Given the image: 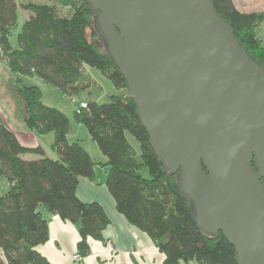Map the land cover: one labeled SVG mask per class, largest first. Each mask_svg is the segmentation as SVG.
<instances>
[{
  "label": "trees",
  "instance_id": "obj_1",
  "mask_svg": "<svg viewBox=\"0 0 264 264\" xmlns=\"http://www.w3.org/2000/svg\"><path fill=\"white\" fill-rule=\"evenodd\" d=\"M55 3L0 0V47L11 76L3 83L4 94L27 127L40 134L54 133L51 145L57 157L41 145L23 144L16 132L0 123V176L9 189L0 195V248L6 262L0 264H52L37 246L49 239L48 220L40 206L45 204L63 219L78 224V253L90 251L89 237L103 239L110 219L97 201H84L77 194L80 177L95 179L97 162L78 140L70 141L69 117L42 101L36 85L25 78L38 77L63 93L78 94L90 86L85 66L98 68L117 89L106 103L89 102L76 118L107 157L106 184L116 208L129 223L147 232L165 254L163 264H238L235 246L222 232L208 234L195 222L191 202L181 193L177 174L166 172L154 152L149 135L137 114L127 83L106 50L101 49L93 14L86 0H55ZM219 14L228 22L241 43L264 64V44L258 29L264 10L242 11L234 0H214ZM19 6L30 14L17 35ZM90 30V33L88 32ZM130 133L139 149L128 138ZM37 154L38 158H25ZM147 168L149 176L142 170Z\"/></svg>",
  "mask_w": 264,
  "mask_h": 264
},
{
  "label": "water",
  "instance_id": "obj_2",
  "mask_svg": "<svg viewBox=\"0 0 264 264\" xmlns=\"http://www.w3.org/2000/svg\"><path fill=\"white\" fill-rule=\"evenodd\" d=\"M197 227L264 264V64L214 0H86Z\"/></svg>",
  "mask_w": 264,
  "mask_h": 264
},
{
  "label": "crops",
  "instance_id": "obj_3",
  "mask_svg": "<svg viewBox=\"0 0 264 264\" xmlns=\"http://www.w3.org/2000/svg\"><path fill=\"white\" fill-rule=\"evenodd\" d=\"M2 55L0 47V75L6 68L9 72L4 79H0V123L13 129L23 144L41 145L48 154V150H52L53 132L40 134L26 125L25 129L17 130L12 124V115L16 116L14 105L3 92V83L11 76V71ZM7 102H11L12 106L6 107ZM96 155L97 157L91 155L97 162L96 177L95 179L80 177L77 194L84 201L99 202L105 209L110 222L103 231V239L89 237V253L82 256L80 260L75 259V255H80L77 249L80 240L78 224L63 219L59 214L51 211L47 205L42 204L40 210L48 220L49 239L38 245L37 249L52 264H163L165 254L158 243L147 232L129 223L125 215L117 210L115 199L106 184L107 157L101 151H98ZM0 257L6 262L4 251L1 248Z\"/></svg>",
  "mask_w": 264,
  "mask_h": 264
},
{
  "label": "rangeland",
  "instance_id": "obj_4",
  "mask_svg": "<svg viewBox=\"0 0 264 264\" xmlns=\"http://www.w3.org/2000/svg\"><path fill=\"white\" fill-rule=\"evenodd\" d=\"M23 2H35V3H55L59 6L63 12L67 11L68 8L66 5H61L57 3L55 0H20ZM78 1V0H77ZM236 6L242 11H261L264 10V0H234ZM30 12L23 8V6H19L18 10V20L17 25L13 29V34L10 37V40L13 46L18 45L17 35L21 30L22 24L28 18ZM90 33V30H88ZM258 35L263 40L264 44V22L260 25L258 29ZM97 45L105 50L103 40L98 37L96 39ZM84 73L91 79L90 86L85 90H82L78 94H69L63 93L58 87L52 86L42 79L38 77L25 78L24 82L27 85H36L40 88L42 92V101L48 105L63 111L70 119L71 128L69 131V140L75 141L78 140L82 143L85 148H87L88 152L91 153L92 156L97 157L98 151H101L97 143L91 138L88 133L87 128L81 122H79L76 118L75 112H78L77 106L80 101L89 102H98V103H106L111 99V95L124 93V89H117L114 84L96 67L85 66ZM9 75L8 69H4L0 75V79H4L5 76ZM4 91V89H3ZM11 100V99H10ZM12 104L13 101L11 100ZM11 102L6 103V107H11ZM14 105V104H13ZM12 115V114H11ZM12 115V124L17 130H21V128L25 129L26 124L22 120L20 116ZM128 138L133 146L139 149V143L137 140L128 133ZM97 152V153H96ZM48 155L56 158L57 153L55 150H48ZM37 154H26L25 158H38ZM143 176H149V171L147 168H144L142 171ZM9 181L4 175L0 176V195L4 194L9 189ZM82 255L79 258H75L80 260ZM186 264H198L196 260H191Z\"/></svg>",
  "mask_w": 264,
  "mask_h": 264
},
{
  "label": "built area",
  "instance_id": "obj_5",
  "mask_svg": "<svg viewBox=\"0 0 264 264\" xmlns=\"http://www.w3.org/2000/svg\"><path fill=\"white\" fill-rule=\"evenodd\" d=\"M87 107H88L87 102L82 100V101L79 102L76 110L78 112H81L83 109H85ZM79 257H80V255H75V258H79Z\"/></svg>",
  "mask_w": 264,
  "mask_h": 264
}]
</instances>
